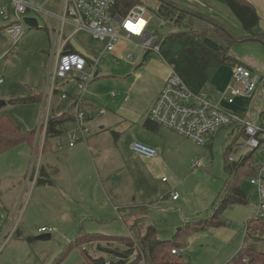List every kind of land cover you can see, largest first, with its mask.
I'll return each instance as SVG.
<instances>
[{"label":"rangeland","instance_id":"374dc122","mask_svg":"<svg viewBox=\"0 0 264 264\" xmlns=\"http://www.w3.org/2000/svg\"><path fill=\"white\" fill-rule=\"evenodd\" d=\"M219 1L216 10L220 22L239 38L232 46L231 53L241 61L254 60L252 67L264 73V43L259 40L244 41L242 36L246 33L240 21L225 3ZM144 2L152 9L155 17L159 0ZM3 5V0H0V8ZM8 7L11 8L9 4ZM45 9L55 12L59 6L48 3ZM29 15L38 19L39 27L27 26L24 35L15 45L5 30L8 21L0 16V100L6 101L5 105L0 106V114H8L24 130L38 129L40 121L46 118L47 109H44L43 101L53 51V41L45 19L35 12ZM49 23L57 25L54 18ZM203 24L202 20L196 19L194 27L201 28ZM151 29L155 35H167L179 30L174 25H167L157 15L151 22ZM260 29L264 31L263 27ZM71 45L93 58L99 57L104 49L102 42L94 40L85 32L74 35ZM145 52L135 44L124 42L119 44L117 52L102 56L97 65L99 74L88 84L84 96L83 108L92 117L86 121L89 131L85 139L80 138L82 134L77 121L67 122V132L58 137H50L43 149L41 137L43 165H58L59 172L53 176L58 185L39 184L33 190L32 183L39 163V158L32 160L36 141L33 145L21 143L0 155V264H87V254L94 258L107 257L98 245L124 249L126 246L113 240L112 236L131 235L133 229L129 221L132 218H124L123 213H120L121 218L109 201L111 192L107 172L111 171L116 182L123 181L121 197H135L136 203L147 207L135 218L139 228L153 225L161 239H172L178 230L184 231L185 244L178 255L189 264H227L239 254L243 247L246 223L256 217L257 213L258 197L248 178L244 179L243 188L249 202L246 205L228 206L221 214L225 224L196 229L191 221L213 213V203L229 177L225 168V154L229 150L233 160L241 159L245 152L241 137L234 143L230 129L225 128L214 138L213 143L203 146L192 140L186 141L185 136L171 130L181 137L184 145L165 166L159 163L147 165L142 163L144 161L130 160L127 155L131 134L124 129V122L144 112L159 70L162 74H168L170 70L157 51H150L143 61ZM129 54L134 57L129 58ZM232 69V65H222L219 71L230 76ZM58 89L79 91L75 83L66 82H61ZM113 92L117 95L113 96ZM39 94L43 95L40 102H21ZM236 103L226 107L235 112H239V106L245 108L242 99L238 98ZM101 126L106 129L103 130ZM114 130L122 132L119 138L113 135ZM71 142L74 144L70 145ZM74 145V148L69 149V146ZM50 147L56 152L58 147H63L65 152L74 149L78 154L72 160L70 155H61L57 160ZM95 150L101 156L107 152L100 170L102 178L97 175L93 161ZM120 150L125 152V156L124 153L121 155ZM263 154L264 146L255 153V158ZM123 157L130 160L127 166H124ZM194 159H201L203 165L193 168ZM163 177L167 181H163ZM97 180L100 182L96 185ZM82 183L88 185L85 193ZM173 189L180 196L177 202L167 198V192ZM80 197L86 201H81ZM92 197L93 201L90 200ZM30 200V206L25 212V206ZM97 210L101 211V216L93 219L96 218L93 212ZM50 217L57 219L53 220L55 228L52 238L36 239L41 235L37 231L38 225ZM19 223L18 230L6 242L4 236L7 237L12 227H17ZM80 232L98 233L100 239L72 245ZM136 232H133L134 235ZM259 244V248L264 250V242L260 241Z\"/></svg>","mask_w":264,"mask_h":264},{"label":"built area","instance_id":"2783aa9c","mask_svg":"<svg viewBox=\"0 0 264 264\" xmlns=\"http://www.w3.org/2000/svg\"><path fill=\"white\" fill-rule=\"evenodd\" d=\"M3 2L0 16L8 21L5 30L13 45L24 35L28 26L25 18L33 17L29 15L30 12L38 13L45 19L46 28L53 41L52 61L43 101L47 115L40 121L37 129V144L33 154L34 161L39 158L37 174L42 156L40 139L43 136V149L52 104L56 92L59 91V84L75 83L80 91H60L59 96L61 100H67L70 98L69 93L73 95L68 105L72 106L71 113L79 123L82 134L80 138L85 139L89 131L86 121L90 114L83 108L84 96L88 84L96 77L98 63L105 53L117 52L119 44L124 42L135 44L146 52H160V45L156 43V35L151 29V22L156 17V13L153 17L152 9L142 3L134 5L124 13L119 7L120 0H3ZM48 3L57 4L58 11L46 10L45 5ZM51 18L57 22L56 26L49 23ZM80 32H85L94 40L104 44L99 57L93 58L86 53L67 51V47L72 46L71 38ZM128 57L134 56L129 54ZM112 95L117 94L113 92ZM237 98L244 100L245 110L235 112L226 107L234 104ZM149 118L154 123L170 128L203 146L210 144L225 127L231 128L233 138L238 132L243 131L241 138L245 152L241 159L248 155L254 156V162L250 165L255 169L256 175L248 178V181L258 197L256 216L264 217V154L258 159L255 158V153L264 146V75L262 73L244 64H238L233 67L232 81L215 95L209 89L198 93L192 91L180 75L171 70L149 111ZM132 149L146 157L158 155L154 147L138 141L132 143ZM230 159L233 160L231 156ZM192 165L195 169L200 168L203 161L194 160ZM166 180L167 178L163 177V181ZM170 197L176 200L179 194L171 192ZM16 230L17 227L14 226L10 234L4 236L6 242ZM37 231L41 234H52L54 229L52 226H40ZM172 253L179 254L180 251L173 249ZM237 258L238 255L227 264H234Z\"/></svg>","mask_w":264,"mask_h":264},{"label":"trees","instance_id":"16d2710c","mask_svg":"<svg viewBox=\"0 0 264 264\" xmlns=\"http://www.w3.org/2000/svg\"><path fill=\"white\" fill-rule=\"evenodd\" d=\"M222 2L240 21L246 33L242 36L244 41L259 40L264 43V31L260 29V16L252 2L249 0H222ZM140 3L146 4L144 0H120L119 7L122 12L126 13L131 7ZM155 13L167 25L171 24L179 28L167 35L156 34V43L160 45L159 54L161 57L172 70L180 75L192 91L198 93L208 90L209 83L220 66L232 65L234 67L244 64L231 54L232 46L238 42L239 38L223 23L170 0H159V6ZM196 19H201L204 22L201 28L194 27ZM67 51L79 52L73 46L67 47ZM149 53L150 51L145 52L143 61L147 59ZM246 66L254 70L252 66ZM59 92H56L54 108L52 107L51 110L45 144L48 143L50 137L65 134L67 132L65 124L75 121L71 113L72 106L68 105L72 101L73 95L69 93V99L61 100ZM42 96L41 94L31 96L21 102H40ZM91 118L90 116L88 120ZM144 127L156 132L160 125L148 118L144 122ZM36 133L37 129L24 130L8 114H0V155L24 142L33 145L36 141ZM242 135L243 131L238 132L233 142L235 143ZM230 152L228 150L225 154V168L229 177L224 181L223 188L213 203V213L194 218L191 221V225L196 229L225 224L221 214L228 206L246 205L249 202V197L243 188V181L245 178L256 175L255 169L250 165L254 162V156L248 155L240 161H234L230 159ZM43 175L46 178H41ZM41 177L37 179L38 184H53L52 178L44 174L43 171ZM1 199L0 192V202ZM134 231H137L136 235H134ZM134 231L131 235L112 236L113 240L126 246L124 249H110L98 245V248L105 252L107 257L94 258L87 254V264H189L178 254L172 253L173 249L180 251V248L184 246V231L178 230L172 239L158 238L157 229L153 225L142 229L137 224ZM99 237L98 233L83 234L80 232L72 245H82L94 241L96 238L99 240ZM260 241L264 242V217L256 216L246 223L244 245L234 264H264V250L259 248Z\"/></svg>","mask_w":264,"mask_h":264},{"label":"crops","instance_id":"0c3cea01","mask_svg":"<svg viewBox=\"0 0 264 264\" xmlns=\"http://www.w3.org/2000/svg\"><path fill=\"white\" fill-rule=\"evenodd\" d=\"M170 1L177 3L178 5H180L182 7H187V8L193 9L196 12H199L201 14L207 15V16L215 19L216 21L220 22V19L218 18L219 17V12L216 10V6H218V2H220L219 0H170ZM249 1L252 2L254 4V6L256 7V9L258 11V14L260 16V27L264 28V25H262V23L264 24V0H249ZM241 62L246 64V65L253 66L254 60L253 61H251V60L250 61L249 60L248 61H241ZM220 67L214 73V75H213V77L211 79V82L209 83V86H208L209 90L214 92L215 95H216L217 91L224 90L225 87L232 81V74H230V76L229 75L226 76L225 74H222L221 73L222 70L219 71ZM171 70L172 69L170 67V70H169L168 74H166V73L162 74L160 72L161 70H159V72H158L159 76H157L155 78V83H154L153 88H152V90L150 92L151 93L150 94V98L148 99V102H147V105L145 107L144 112L142 114H138V116H135L132 119L124 122L125 126H126V128H124V129L128 130L130 132V134H131V140L129 141L128 148H127V155H128L130 160L134 159L135 161L136 160L144 161L142 163H146L147 165H149V164L152 165V164L159 163V164H162V165L165 166V164L171 162V160L173 158V155H175V153H177L178 151L183 149L184 143H183V141L180 140L181 137H179L178 134L173 132L174 130L171 131L172 129H170V128H165V127L163 128V127L160 126L158 131L153 132V131H150V130H148L147 128L144 127V122L149 118V111H150L151 107L153 106L158 94L160 93V91L164 87L166 79L169 76ZM256 71H258V70H256ZM258 72H260V71H258ZM232 73H233V69H232ZM260 73H262V72H260ZM262 74L264 75V73H262ZM237 99H236V101H237ZM240 99H242V98H240ZM235 104H237V103L235 102L232 105H235ZM238 110L239 111H243V110H245V108L239 106ZM91 115L93 116V113ZM135 115H137V114H135ZM66 124H65V127H66ZM101 128L103 130L106 129L105 126H101ZM121 133H120V131H116V130L113 131V135L117 136L118 138L120 137ZM230 133H231V129H230ZM118 138H117V140H118ZM184 140L188 141L190 139L187 138V137H184ZM135 141H138V142L147 144V145H149L151 147H154L157 150L158 155L155 156V157H146L144 155L136 153L132 149V143L135 142ZM211 143H213V141ZM130 144H131V146H130ZM75 146L76 145L69 146V149L70 148H74ZM117 146L118 145L116 144V147ZM50 149H51L52 152H54L56 154L54 157L57 160L61 157V155H63V156L70 155L71 156V160H72L78 154L77 151H75L74 149H73L72 152L71 151H69V152L66 151L65 152V151H63L64 150L63 147H58L57 152L55 150L53 151V149L51 147H50ZM120 153H121V155H123V153H124V156H125V152L123 150H120ZM106 154H107V152L103 156H101L100 152L97 153L96 150H95L94 154H92L93 161H94L95 166H96L97 175L100 178H102L101 173H100L101 172L100 170H102V166L101 165L105 163L104 159L106 158ZM43 157L44 156L42 155L41 165L39 167V171L37 172V174L35 173L36 175L34 176V180H33L34 182L32 183L33 186H34L33 187L34 191L37 188V186L39 185L37 183V179L41 177V172L42 171L44 172V174L49 175L50 178H52L53 184H50L51 186H55L57 184L56 179L53 176L54 175L57 176V173L59 172L58 165H56V164H54L52 166L43 165ZM32 160H33V157H32ZM130 160L127 161L123 157L124 166L125 165L127 166L129 164ZM31 164H32V161H31ZM137 168H139V167H137ZM117 172H120V171H117ZM107 174L109 175V176H107V181L110 182L109 186H110V192H111V193H109L111 197L110 196L108 197V198H110L109 201H111L115 211H117L119 213L121 218H123L124 216L125 217L128 216V217L132 218L131 221H129V226H131V230L133 229V231H134L135 226L138 224V222H135L136 221L135 220L136 216L138 215V213H140L142 211H145L147 207H146V205H142V204L136 203L135 197L134 198H132V197H121L123 181L119 180V181L116 182L115 179L113 178V172L112 171L111 172H107ZM120 176H122V174H120ZM99 182L100 181L97 180L95 182V184L97 185ZM101 184L104 185L102 179H101ZM82 186L84 187V193H85L86 189L88 188V185H87V183H86V185L84 183H82L81 187ZM136 187H138V185H136ZM131 191L132 190H130V192ZM171 192H177V191L173 189L169 193L167 192V194H168L167 198L169 200L174 201V202L179 201L180 200V196L176 200L171 199V197H170V193ZM82 195H83V193L80 194V196H82ZM80 198H81L80 199L81 201L84 200L83 197H80ZM93 199H94L93 197L90 198L91 201H93ZM84 201H86V200H84ZM113 201H116L117 204L114 205ZM1 202H2V199H1ZM30 203H31V200L27 202V204L25 206V212L28 210V208L30 206ZM106 203H108V201H106ZM100 212H101L100 210H97L95 213L93 212V214L96 216V218L93 217V219H99L100 216H101ZM120 213H123V217H122V214H120ZM80 216L82 218L85 217L83 215H80ZM53 220L57 221V219H55V217L54 218L50 217L49 219L45 220L44 223L39 224L38 227H40V226H52L53 228H55ZM19 226H20V223L17 226V230H18ZM243 241H244V239H243ZM243 245H244V242H243Z\"/></svg>","mask_w":264,"mask_h":264},{"label":"water","instance_id":"95a60500","mask_svg":"<svg viewBox=\"0 0 264 264\" xmlns=\"http://www.w3.org/2000/svg\"><path fill=\"white\" fill-rule=\"evenodd\" d=\"M25 22L29 27H39L38 19L35 17H26ZM98 74H99V71L96 72L95 76H98ZM5 104H6V101L0 100V106H3ZM51 238H52V235L49 233L41 234L38 237H36V239H40V240H48Z\"/></svg>","mask_w":264,"mask_h":264}]
</instances>
